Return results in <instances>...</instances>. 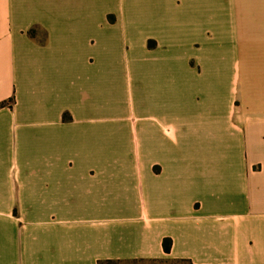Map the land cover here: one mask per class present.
Segmentation results:
<instances>
[{
  "label": "crops",
  "instance_id": "0c3cea01",
  "mask_svg": "<svg viewBox=\"0 0 264 264\" xmlns=\"http://www.w3.org/2000/svg\"><path fill=\"white\" fill-rule=\"evenodd\" d=\"M172 1L186 9L169 22L202 20L205 55L153 74L150 161L134 163L78 123L93 98L120 107L123 72L139 83L117 54V13L93 26L86 0H0V264H264V0Z\"/></svg>",
  "mask_w": 264,
  "mask_h": 264
},
{
  "label": "rangeland",
  "instance_id": "374dc122",
  "mask_svg": "<svg viewBox=\"0 0 264 264\" xmlns=\"http://www.w3.org/2000/svg\"><path fill=\"white\" fill-rule=\"evenodd\" d=\"M158 1H164L166 8L161 9ZM157 2L158 4H155ZM88 4L83 8L85 16L91 23L95 25L97 20L100 21L102 16L108 11H114L118 16V23L116 27L111 29L113 32H117L118 36V52L117 54L122 59L123 64L127 63L134 65L138 71L139 83L131 87L130 77L128 72H123L121 83L118 87L120 92V98L123 103L117 109L114 103H112V95H102L101 98H93L89 103V108L82 113L79 124L87 125L92 128V131L101 136L100 147L106 149L122 148L133 152V159L131 162H144L148 163V136L146 127L149 123L148 118V99L150 90L148 88H154L159 84V78L154 77V73H160L168 67L174 65L185 69L186 58L192 56L199 59V55H205L203 50H200L195 46L198 39L206 40L208 34L199 33V27H202L203 23L201 19L196 18L191 23V26L177 25L178 20L171 19L170 15H177L180 10L186 9L183 6H179V3L171 2V0H86ZM182 3V2H180ZM90 5V6H89ZM181 5V4H180ZM172 8V9H171ZM212 9H209L211 11ZM158 13L159 17H156ZM166 14L167 21L162 22L160 20V14ZM110 19L114 18L113 14H109ZM107 24L106 22H104ZM97 26V30L103 31V35L107 34L106 30L109 28L105 25ZM108 25V24H107ZM101 26V27H100ZM179 28V30L177 29ZM164 32L168 33L167 35ZM153 34L159 39L157 48L148 49V47L142 45V38L146 34ZM212 35V34H211ZM120 36V37H119ZM166 36V37H164ZM156 37V38H157ZM203 37H206L204 39ZM110 38H105V41ZM141 42V44H140ZM155 40L150 41L151 46L156 45ZM213 43V42H212ZM208 45L209 47H212ZM108 44L105 43V47ZM223 51L226 46L220 45ZM103 48L102 44H93L88 47L90 52H93L96 59L91 63L94 67L103 62L99 54ZM225 52V50L223 51ZM209 59L217 64L215 66H227L231 67L234 63V59L228 55H210ZM155 60H159L155 62ZM242 60V58H240ZM194 63V62H193ZM172 64V65H171ZM110 77V76H109ZM113 77L109 78V83H112ZM140 84V85H139ZM113 88V89H115ZM152 91V90H151ZM88 98V95L85 96ZM133 102L136 104V113L132 108ZM99 141V139H98ZM140 143V150L144 153V161L137 160L135 156V149L137 144ZM90 161L99 162V156L95 151L91 152ZM103 264H188L185 262H175L171 260H151V261H111Z\"/></svg>",
  "mask_w": 264,
  "mask_h": 264
},
{
  "label": "trees",
  "instance_id": "16d2710c",
  "mask_svg": "<svg viewBox=\"0 0 264 264\" xmlns=\"http://www.w3.org/2000/svg\"><path fill=\"white\" fill-rule=\"evenodd\" d=\"M4 105H6V102H4V101L0 102V106H4ZM163 246H164L165 251L169 252L171 249V246H172V240L170 238H165L163 240ZM109 262H111V261H109Z\"/></svg>",
  "mask_w": 264,
  "mask_h": 264
}]
</instances>
